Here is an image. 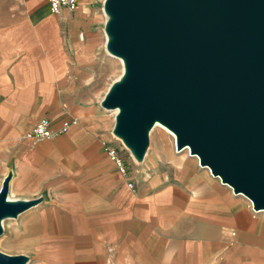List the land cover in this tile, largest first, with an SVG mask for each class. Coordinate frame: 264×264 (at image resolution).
Wrapping results in <instances>:
<instances>
[{
    "label": "crops",
    "instance_id": "0c3cea01",
    "mask_svg": "<svg viewBox=\"0 0 264 264\" xmlns=\"http://www.w3.org/2000/svg\"><path fill=\"white\" fill-rule=\"evenodd\" d=\"M104 1L53 14L49 0H0V191L11 172L10 199H42L27 210L46 233L31 264H264V210L172 136L150 133L142 161L121 149L127 176L108 156L121 141L101 105ZM44 117L58 134L35 143Z\"/></svg>",
    "mask_w": 264,
    "mask_h": 264
},
{
    "label": "water",
    "instance_id": "95a60500",
    "mask_svg": "<svg viewBox=\"0 0 264 264\" xmlns=\"http://www.w3.org/2000/svg\"><path fill=\"white\" fill-rule=\"evenodd\" d=\"M107 51L124 71L101 105L142 161L160 123L213 176L264 210V0H105ZM0 191L3 221L42 199ZM0 250V264H28Z\"/></svg>",
    "mask_w": 264,
    "mask_h": 264
},
{
    "label": "rangeland",
    "instance_id": "374dc122",
    "mask_svg": "<svg viewBox=\"0 0 264 264\" xmlns=\"http://www.w3.org/2000/svg\"><path fill=\"white\" fill-rule=\"evenodd\" d=\"M112 58L114 61L108 69L109 74L107 76V80L110 84L118 80L122 74V64L120 60L114 57ZM103 111L106 118L113 124L114 113L109 112L105 108ZM157 130H163L165 133L172 136L166 129L157 124L151 130V136H154V132ZM3 228L4 231L0 235V250L9 254H26L30 257L28 263L31 264L33 260L38 257L46 243L45 226H43L41 218L36 214L30 213V211H25L17 218H7Z\"/></svg>",
    "mask_w": 264,
    "mask_h": 264
},
{
    "label": "built area",
    "instance_id": "2783aa9c",
    "mask_svg": "<svg viewBox=\"0 0 264 264\" xmlns=\"http://www.w3.org/2000/svg\"><path fill=\"white\" fill-rule=\"evenodd\" d=\"M49 3L51 12L53 14H59L64 8H68L69 10L74 11L79 7V0H49ZM67 127L68 124L64 126L63 130H66ZM57 134L58 132L54 131L51 128V120L48 117H44L38 120V122H36L28 132V136L32 138L33 142L35 143L40 139L51 138L56 136ZM120 141V147L107 145L106 152L108 156L115 161L119 173L123 176H127L129 174L130 169L126 160L121 156L120 150H130L121 139ZM128 185L130 187H133L134 182L129 181Z\"/></svg>",
    "mask_w": 264,
    "mask_h": 264
},
{
    "label": "bare ground",
    "instance_id": "6f19581e",
    "mask_svg": "<svg viewBox=\"0 0 264 264\" xmlns=\"http://www.w3.org/2000/svg\"><path fill=\"white\" fill-rule=\"evenodd\" d=\"M112 56H114V55H112ZM117 60H120V62H121V64H122V74H123V71H124V64H123V60H122V58H120V57H117V56H114ZM121 74V75H122ZM120 75V76H121ZM109 112H113L114 113V116L116 115V113L118 112V109H112V110H108ZM157 125L158 126H160V127H163L164 129H166V131L168 132V133H170L172 136H173V138L175 139V134L172 132V131H170L168 128H166L165 126H163L162 124H160V123H157ZM186 150H188V152H190L189 151V148H186ZM197 158V157H196ZM207 168V167H206ZM243 195V194H242ZM6 220V219H5ZM5 220L3 221V225H5Z\"/></svg>",
    "mask_w": 264,
    "mask_h": 264
}]
</instances>
